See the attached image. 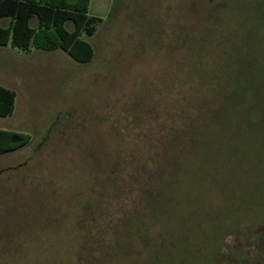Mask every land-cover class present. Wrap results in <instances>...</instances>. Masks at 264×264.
I'll return each instance as SVG.
<instances>
[{
    "label": "rangeland",
    "instance_id": "rangeland-1",
    "mask_svg": "<svg viewBox=\"0 0 264 264\" xmlns=\"http://www.w3.org/2000/svg\"><path fill=\"white\" fill-rule=\"evenodd\" d=\"M233 1L90 0L89 63L0 46V130L31 136L0 156V264H264L262 58L241 68L256 90L208 126Z\"/></svg>",
    "mask_w": 264,
    "mask_h": 264
},
{
    "label": "trees",
    "instance_id": "trees-1",
    "mask_svg": "<svg viewBox=\"0 0 264 264\" xmlns=\"http://www.w3.org/2000/svg\"><path fill=\"white\" fill-rule=\"evenodd\" d=\"M89 2L90 0H0V46H9L25 54L32 49L61 50L78 63H89L94 52L82 39V35L93 36L96 24L101 22V18L88 15ZM235 4L236 0L232 5L241 31L238 28L233 32L227 30L223 37L229 49L225 48L218 53L219 64L214 68L213 74L220 85L212 96L216 97L214 104L223 102L225 107L222 108L223 113L209 123V128L224 121L228 112L240 100L247 98L248 91L256 90L249 85L253 81L251 71L245 72L244 68L241 70L242 66L248 63L247 66L251 67L255 64V56L264 60V16H261L263 9L258 4L255 7V18L259 20L257 27L254 25L255 18L249 15V10L237 8ZM5 20L7 26H1ZM241 56L244 58L238 59ZM258 83L264 84V74ZM14 102L15 93L0 85V118L12 115ZM202 103L207 104L206 101ZM207 115L208 109L202 112L198 110V115L192 116L194 119L191 124L196 132L199 131V126L204 125ZM205 133L200 136L198 153ZM30 140L29 134L0 130V156L27 147ZM178 154L177 151L176 161L180 159Z\"/></svg>",
    "mask_w": 264,
    "mask_h": 264
}]
</instances>
